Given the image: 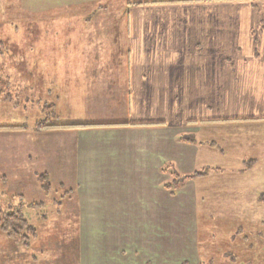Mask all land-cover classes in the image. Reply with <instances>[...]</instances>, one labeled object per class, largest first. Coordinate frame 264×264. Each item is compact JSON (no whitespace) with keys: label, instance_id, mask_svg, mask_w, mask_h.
Wrapping results in <instances>:
<instances>
[{"label":"crops","instance_id":"crops-1","mask_svg":"<svg viewBox=\"0 0 264 264\" xmlns=\"http://www.w3.org/2000/svg\"><path fill=\"white\" fill-rule=\"evenodd\" d=\"M96 1L62 0L60 6L68 2L84 8L85 3ZM152 1L125 0L143 2L127 5L125 77L121 69H114V60L122 58L119 54L81 53L76 58L87 66L80 70L85 71L87 82V93L79 101L83 109L73 111L66 100L72 111L56 122L67 126L46 131L66 136L73 148L75 183L69 190L74 196L68 198L75 197L78 217L75 238L68 245L74 264H217L223 258L200 259L207 254L208 244L197 240L191 245V239L187 245L186 237L193 238V232L177 227L185 218L181 204L189 203L195 205L196 225L197 197L187 190L192 184L197 193L198 182L208 174L207 155L217 154L207 143L179 138L198 133V122L236 120L194 115L189 109L196 107L200 93L253 92L257 86L264 92V0L149 4ZM98 26L104 27V21ZM90 60L105 61V68L91 69ZM123 100L129 110L118 116L113 109L120 108ZM90 108L111 110V115L97 119L87 114ZM5 134L25 133L22 129ZM3 151L7 156L12 153ZM170 167L180 175L205 174L171 192L164 187L170 174L162 171ZM223 253L239 259L238 264H250L238 251Z\"/></svg>","mask_w":264,"mask_h":264},{"label":"rangeland","instance_id":"rangeland-1","mask_svg":"<svg viewBox=\"0 0 264 264\" xmlns=\"http://www.w3.org/2000/svg\"><path fill=\"white\" fill-rule=\"evenodd\" d=\"M61 1L0 0V175L4 176L0 207L6 211L9 203L23 204V215L36 231L26 244L13 245L0 230V264H74L68 245L75 238L78 217L75 197L68 198L75 183L71 141L60 134H46L51 130L36 132L34 127L48 115L45 105H53V121L70 115L72 108L67 105L76 112L83 109L79 101L87 93V82L85 71L81 74L80 70L87 66L76 58L81 53L119 54L122 58L114 60V69H121L125 77L123 57L129 46L125 0H97L85 3L84 8L68 2L60 6ZM40 7L45 10L40 12ZM99 21H104V27L98 26ZM88 62L91 69L105 68V61ZM256 88L253 92L200 93L196 107L189 109L202 119L236 118L198 122L200 131L189 135L197 143L214 142L217 154L207 155L208 174L198 182L197 193L192 184L187 190L197 197L196 225L191 203L181 204L185 218L177 223L179 229L185 227L194 234L186 237L187 245L191 239L208 244L207 254L200 259L223 256L217 264L241 262L223 253L231 254L229 249L238 251L241 259L247 257L246 263L264 264V92ZM113 110L122 116L129 108L123 100ZM103 112L90 108L87 114L97 119L111 115V110ZM22 126L24 135L5 134L22 131L13 129ZM4 149L12 153L7 156ZM245 160H256L255 168L248 172L242 166ZM44 172L51 184L46 194L39 181ZM10 247L14 251H8Z\"/></svg>","mask_w":264,"mask_h":264},{"label":"trees","instance_id":"trees-1","mask_svg":"<svg viewBox=\"0 0 264 264\" xmlns=\"http://www.w3.org/2000/svg\"><path fill=\"white\" fill-rule=\"evenodd\" d=\"M166 2H179L178 0H168V1H160L155 0L152 1L149 4L152 3H166ZM131 4H143V2H132L128 3V5ZM148 4V3H147ZM44 112H47L48 115L44 117L42 120L36 122L34 131L40 132L44 130H52V129H61L65 128L67 125H63L60 123H57L56 121H53V118H55L53 105H45L44 106ZM218 122H222L225 120H216ZM116 125V124H111ZM3 128V127H2ZM23 129L22 127H13V129ZM181 141H185L188 143H195L194 140L191 139L189 135H183L179 138ZM210 147L215 148L216 144L214 142H211L208 144ZM244 166H246V169L254 166L256 164V160H248L243 162ZM163 172H169L171 176V181L165 185L164 187L166 189H169L171 192L177 190L178 188H182L184 184L192 179L197 178L198 176L204 175L203 172H193L192 174H178L175 172L171 167L170 170L164 169ZM0 180H4V176L0 175ZM39 181L41 183V188L44 191V193H48L51 190V184L49 182V176L47 173H43L39 176ZM12 204H8V209L6 211L2 210L0 207V230L14 243H21L26 244L29 237L31 235L34 236L35 234V228L25 219L22 207L23 204H18L16 206H11ZM12 208V209H11Z\"/></svg>","mask_w":264,"mask_h":264}]
</instances>
